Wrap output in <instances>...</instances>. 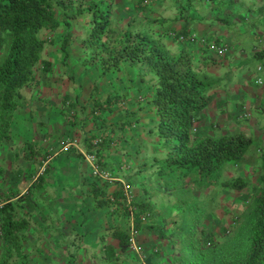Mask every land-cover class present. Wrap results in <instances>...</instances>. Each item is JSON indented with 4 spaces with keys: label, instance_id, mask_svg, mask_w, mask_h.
I'll list each match as a JSON object with an SVG mask.
<instances>
[{
    "label": "trees",
    "instance_id": "16d2710c",
    "mask_svg": "<svg viewBox=\"0 0 264 264\" xmlns=\"http://www.w3.org/2000/svg\"><path fill=\"white\" fill-rule=\"evenodd\" d=\"M160 1L0 0V147L11 139L16 113L29 105L25 89L60 69L45 54L49 45L60 44L62 66L68 67L74 57L83 71H97L102 77L112 73L118 81L103 99H89L88 114L94 121L108 112L102 118L104 125L95 133L79 135L103 165L106 148L122 150L127 156V164L107 170L124 175L133 186V204L138 207L134 226L139 234L147 229L158 236L156 247L146 250V264H164L150 256L163 255L166 246L178 253L165 264H264V124L260 132L254 122L252 131L250 124L231 126L227 122L224 127L219 120L206 123L205 118L213 106L228 115L235 95L242 109L233 116L236 123L250 120V111L264 119L263 99L252 106L248 102L251 95L263 98L264 79L242 69L245 60L236 61L237 50L232 51L218 31L201 32L199 21L192 26L196 17L190 14L191 8L211 2L219 11L212 17L225 25L220 8L235 6L239 0H196L191 6L172 0L169 7L175 10L174 17L162 16L168 8ZM239 15L247 20L243 13ZM46 30L53 36H43ZM191 34L205 38V43L192 41ZM208 42L229 47L220 55ZM255 53L264 59V48ZM63 100L73 108L79 103L68 93ZM110 114L119 115L117 124L111 125ZM99 137L102 140L94 144ZM129 141L138 159L135 164L129 163ZM27 152L44 170L24 194L12 188L6 190L9 193L2 190L4 169L0 165L4 247L0 264H9L8 258L21 251L20 241L30 226L21 211L39 204L37 197L46 194L54 173L52 161L43 164L49 151L38 156ZM228 171L232 174L227 175ZM116 182L112 190L108 181L95 179L93 192L88 193L95 209L116 220L107 223L100 234L95 258L99 264H145L131 256L132 212L123 198L121 182Z\"/></svg>",
    "mask_w": 264,
    "mask_h": 264
},
{
    "label": "rangeland",
    "instance_id": "374dc122",
    "mask_svg": "<svg viewBox=\"0 0 264 264\" xmlns=\"http://www.w3.org/2000/svg\"><path fill=\"white\" fill-rule=\"evenodd\" d=\"M190 1L191 0H179L178 3L182 4L187 2L191 6L192 2L196 0ZM133 2H135V0H133ZM159 3H163V6L169 4L171 7L172 0H162V2L160 1ZM155 7L157 6L153 8ZM170 7L164 11L162 16H175V10ZM176 7H178V5H176ZM227 7L229 6H224L222 9L225 11ZM239 7L242 8V6ZM197 12L200 13L201 17H205L206 19L208 15L217 16L219 13L218 10H214L211 2L208 4L206 3L203 7L199 6L198 8L190 9L191 15H195ZM238 13H243L244 16H247V20L242 18L240 20V25H224L223 27L227 30V34L225 33L226 30H223L222 33L225 34L223 37L233 38L234 49L243 52L240 53L241 58L245 60L242 64V69L247 68L254 76L259 78L263 77L264 79V59L253 52V50L255 52H257V50L262 51L264 48V34L262 33L264 32V23L258 21L256 23L254 16H252L251 12L248 10L239 9ZM230 15L236 16L237 13H231L230 11ZM216 19L213 17L212 21H216ZM208 23H210V19H208ZM204 33H207V30ZM259 33L262 35H259ZM254 34H257L256 38H253L252 35ZM42 35L49 37L53 36L48 30L44 31ZM260 39L262 44L258 46ZM226 41L230 40L226 39ZM59 45L60 44L49 45L45 54L47 57L55 60V62L60 65V69L55 71L53 75L45 77L41 84L31 86V89H25L24 92L29 100V105L16 113L15 120L12 124L11 139L5 140L0 147V165L4 169V178L1 184L2 190L10 191V188H12L13 191L22 193L28 190L35 176L41 174L44 169L38 160L31 159L27 151H31L29 152L30 154L32 153L37 156L45 151L51 153L47 155L48 159L53 163L52 169L54 173L49 177L52 179L49 181L50 185L46 187V194H40V196L37 197L39 204H37L36 207H28L27 211L23 209L21 212L26 214L30 221L29 225H31L37 233L42 235L54 233L63 240H66L72 238L71 230L76 231V228L79 227L83 213V218L87 220L91 218L88 222H92L94 225V233L97 235L99 231L102 232L104 230L106 221L108 224L116 221L115 218L112 219L107 217L106 219L100 215L99 212L93 213L92 215L89 211L91 210L89 208H92L94 198L91 194L86 193L84 189L89 185L88 183L90 181L88 177L92 174V169L90 167V162L84 158V154L80 151V148H82L85 153H88L82 141L83 137L79 134H85L87 132L95 133L101 125H104L102 123V118L108 116V112H105L98 121H94L92 116L88 114L92 107L89 99L90 97L103 99V97H106L117 87L118 81L114 79L112 73L102 77L98 76L97 71H83L81 65H79L74 57L70 59L68 67L62 66L60 60L63 58V53L60 51ZM253 46H256L257 50L254 49ZM238 56L239 55H236L235 57L239 59ZM71 75L75 78L74 80H72ZM66 93L70 95L72 101L79 100L77 108H73L70 102L64 103L63 99ZM262 99L260 95H256V97L251 95L248 102H250L252 106V104L256 105L260 101L262 102ZM231 100L234 106L232 105L231 108H228V115L220 113L216 110V106L206 110V123L219 120L221 121V126L224 127L227 125V122H229L231 126L237 124H240L239 126H245V124H250L249 129L252 130L254 122V124L260 126L259 131H263L261 130V125L264 124V119H262V115L259 113L252 115L250 111V120L236 123L237 121L233 116L240 115L242 109L235 95ZM88 104L90 105L89 107ZM99 112L100 111L97 110L96 114H99ZM110 116L109 121L111 120V125L117 124L119 115L110 114ZM107 127L109 126H104V129H107ZM223 131L228 132L229 128H224ZM115 140H118L116 146H121L119 138L116 137ZM67 144L70 145L67 146ZM128 144L129 151L131 152L129 163L135 164L138 162V159L133 152L134 149L133 146L130 145V141ZM70 146L75 147L74 149L76 150L71 152L65 151ZM57 152L59 155L57 154L56 160H52V157L55 156ZM116 158H120L119 153H117ZM61 160L65 161V166L60 170L59 164ZM85 172L88 174L90 173V175L85 174ZM231 174L232 172L228 171L227 175ZM56 178H58V186H63V191L67 192V194L65 193L63 195V198L55 196L56 193L59 192V189L57 188L58 186L52 184V180H56ZM83 181L84 183H82ZM135 191L137 193L139 192L141 197L144 196L138 185H135ZM218 212L222 211L219 210ZM227 219L228 221L230 220V218ZM57 226L63 230L62 233L56 231L55 227ZM41 231L42 233H40ZM35 234V232L26 233L24 237L31 240L39 237ZM92 237L93 235L90 236V239ZM157 237V234L145 229L137 236V241L139 240V243L141 242L148 251V249L156 247ZM171 249V247L168 248V246H166L163 255L156 254L155 257L164 261L165 264L169 262L170 259L172 260L175 254L178 253L174 248L172 251Z\"/></svg>",
    "mask_w": 264,
    "mask_h": 264
},
{
    "label": "crops",
    "instance_id": "0c3cea01",
    "mask_svg": "<svg viewBox=\"0 0 264 264\" xmlns=\"http://www.w3.org/2000/svg\"><path fill=\"white\" fill-rule=\"evenodd\" d=\"M226 4V3H225ZM170 5H167V8ZM225 5H223L224 7ZM228 6V5H227ZM239 6H242V8H240ZM223 7H221V13L223 14V19L226 21L227 24L225 25H240V20L243 18L240 17L238 10L239 9H247L248 11L251 12L252 16H254V20H256L255 22H263L264 23V13L260 12L261 8H264V0H239L237 5H232L229 6L225 9H222ZM231 7V9H230ZM255 7V8H254ZM251 9V10H249ZM230 11L231 13H237L236 16L230 15ZM192 12V11H191ZM226 14V15H225ZM196 17V19L193 21L194 23L192 24V26L196 25V22L199 21L200 23L198 24V29L202 32V31H208V32H215L218 31V33L222 36H225L223 32V30H226L225 27H223L224 25L218 21H214L216 22V24H212V20L213 17L210 15L209 19H210V23H208V21L206 22H201L200 19L202 20H206L205 17H201L200 13L198 12L197 14L193 15ZM221 19V18H220ZM194 30V29H193ZM227 32V30H226ZM260 32V31H259ZM264 34V32H262ZM259 35H262L261 33H259ZM221 36V37H222ZM253 38H256L257 34L252 35ZM225 39H228L230 41L231 47H232V51H235L234 49V42H233V38L231 37H227ZM233 42V43H232ZM262 44V41L260 39L259 45L260 46ZM254 49L257 50L256 46H253ZM259 48V47H258ZM244 49V48H242ZM244 51V50H243ZM258 51V50H257ZM235 55H239V59H236L237 62H242L244 61L241 58V55L235 51ZM253 52L255 53V51L253 50ZM246 54V53H245ZM256 54V53H255ZM263 101H264V90H263ZM261 102V101H260ZM75 147H69L68 149H66L65 151L67 152H71L74 151L76 149H74ZM88 150V149H87ZM113 150V149H112ZM89 151V150H88ZM117 153H119V159L116 158ZM58 152L55 154V156L52 157V160H55L56 157L59 155H57ZM103 154H104V158L106 161V164H102L99 163V165L102 168H111V167H118L119 164L125 163L126 161H124L127 157L126 155H123V151L119 150V151H110L109 149H104L103 150ZM82 156V155H81ZM85 158V155H84ZM125 158V159H124ZM99 159V156H98ZM50 161L49 159H46V161H44L43 164H45V162ZM61 160L60 164H59V169L61 170L62 167L65 166L64 162ZM51 163V161H50ZM127 164V163H125ZM42 166V164H41ZM43 167V166H42ZM91 167V166H90ZM115 167V168H116ZM44 168V167H43ZM92 169V167H91ZM44 170V169H43ZM92 174L90 175V173L88 174L87 172H85V174L90 175L88 178V180L90 181L88 184V187L84 189V191L86 193H91L93 192V188H92V181H94L95 179H102L98 176H95L93 174V172H91ZM95 176L97 178H93L92 177ZM118 175V174H117ZM51 176V175H50ZM119 178H123L124 175H120L117 176ZM125 178V177H124ZM52 178L49 179V181H51ZM58 178H56V180H52V184H55L56 186H58ZM86 181V180H85ZM84 183V181L82 182ZM117 184V182H112L110 186L113 187L112 190H114V188L116 187L115 185ZM50 185V183L48 182L47 186ZM46 186V187H47ZM30 187V186H29ZM61 187V188H59ZM59 189V192L56 193L55 196H59L60 198H63V195L67 192L63 191L64 187L63 186H58L57 187ZM27 191H24L21 194L26 193ZM91 210L90 213L93 215V213H98L100 215H102L103 217H105L107 219V215L101 210V209H95L94 208V203H92V208H89ZM84 213L82 214L80 223H79V227H77L76 231L71 230V237L70 239H66L63 240L61 237H59L56 234H39L36 232L35 229L32 228V226H29V231L28 232H24L23 234V238L20 241V246H21V251L19 253H16L12 256V258H8V263L9 264H99L97 258H95V254L94 252L99 248L100 246V240H99V236L102 233L101 231H99L98 235L96 233H94V225L91 223H89L88 221L91 219L89 218V220L83 218ZM109 218V217H108ZM87 221V222H86ZM83 222L82 226L81 223ZM107 225V221L104 224V226ZM55 229H60L59 226L55 227ZM84 230H87V233L84 234ZM57 231V230H56ZM62 229H60V232L58 233H62ZM30 232H35V235H38L39 237H36L34 239H29L24 237V235L26 233H30ZM76 232V233H75ZM42 233V231L40 232ZM75 233V234H74ZM84 234L83 238H80L79 235ZM93 237L90 239V236ZM139 236V234H138ZM139 243V240H138ZM142 247V253L136 252L134 249V251H131V256H133L134 258L138 259L140 262L145 263L146 264V260L147 257H149V254L146 251L145 246H143L141 244V242L139 243ZM3 242L2 239L0 237V263L2 258V254H3ZM148 249V248H147ZM156 254H152L150 257L152 259V261L158 263V262H162L161 260H159V258L155 257ZM160 264V263H159Z\"/></svg>",
    "mask_w": 264,
    "mask_h": 264
},
{
    "label": "built area",
    "instance_id": "2783aa9c",
    "mask_svg": "<svg viewBox=\"0 0 264 264\" xmlns=\"http://www.w3.org/2000/svg\"><path fill=\"white\" fill-rule=\"evenodd\" d=\"M189 38L192 41L200 40L201 42L205 43V38H198L196 34H191ZM208 46L211 47L213 50H217L218 54L223 55L227 48L229 47L228 44L223 43V45H216L215 43L209 44ZM102 140L101 137L95 138L94 139V144H98ZM74 141V139H73ZM76 144V143H75ZM70 144H67V146ZM79 147V146H78ZM81 153L85 155V158L90 162L91 167H92V172L95 176H98L100 178H103L105 181H108L109 183L115 182L116 180H119L121 182V187L123 189V194H124V200L127 202L128 206L131 209L132 212V220H131V229H130V234H131V242H132V248L139 253H142V247L137 241V236L139 234V231L135 228L134 224V212L135 210L138 209L136 205L133 204V199L135 197V194L133 192V186L131 185L130 182H128L124 177L119 178L115 176L111 171L102 168L99 163H98V157L95 152L88 151V153H85L82 148H80ZM3 206V203L0 202V208Z\"/></svg>",
    "mask_w": 264,
    "mask_h": 264
}]
</instances>
